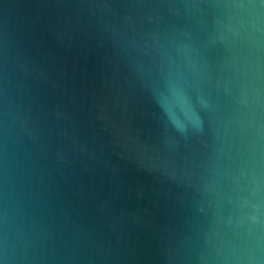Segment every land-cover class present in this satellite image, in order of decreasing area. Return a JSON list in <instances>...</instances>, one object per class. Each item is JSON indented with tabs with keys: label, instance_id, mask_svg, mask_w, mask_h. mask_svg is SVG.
Returning <instances> with one entry per match:
<instances>
[{
	"label": "water",
	"instance_id": "1",
	"mask_svg": "<svg viewBox=\"0 0 264 264\" xmlns=\"http://www.w3.org/2000/svg\"><path fill=\"white\" fill-rule=\"evenodd\" d=\"M0 264H264V0H0Z\"/></svg>",
	"mask_w": 264,
	"mask_h": 264
}]
</instances>
